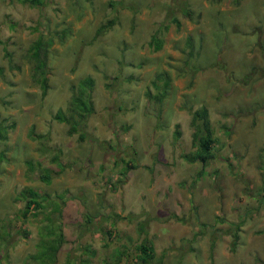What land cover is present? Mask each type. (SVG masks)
<instances>
[{"label":"rangeland","instance_id":"1","mask_svg":"<svg viewBox=\"0 0 264 264\" xmlns=\"http://www.w3.org/2000/svg\"><path fill=\"white\" fill-rule=\"evenodd\" d=\"M37 36L52 38L44 94ZM71 88L93 106L81 138L52 117L74 107ZM200 106L214 137L203 165L182 157ZM0 122L13 124L0 128L2 264H35L52 247L45 223L61 226L56 264H142L144 238L147 264H264V0H0ZM29 190L45 201L23 222Z\"/></svg>","mask_w":264,"mask_h":264},{"label":"trees","instance_id":"2","mask_svg":"<svg viewBox=\"0 0 264 264\" xmlns=\"http://www.w3.org/2000/svg\"><path fill=\"white\" fill-rule=\"evenodd\" d=\"M20 2L28 3L29 5L34 6V5H40L43 2V0H20ZM171 21L174 22L176 26H178L179 22L176 19H173ZM106 22H107L106 24H111L112 20L108 19ZM100 27L101 28L104 27V24ZM99 32L100 31H96V34H98ZM41 42L45 43L44 51H41L40 49ZM51 42H52L51 37L50 38L47 37L46 39H44L41 36V39L40 38L38 39L37 36L36 39L29 46V57L32 60V64H33L32 65L33 79L34 78L36 79L38 86L40 87V90H42L41 94H44V91L46 90L47 87V76H46L47 63L45 61V56H46L47 48L49 47ZM149 44L153 45V48L155 50L159 49V47L161 46L160 42L156 43L153 37H151V41L149 42ZM4 56L6 58H9V53L4 52ZM91 84L92 83L89 84L87 83L88 86L86 87L88 88L87 92L91 90ZM71 91L73 94L71 99L74 100L75 102L74 107L70 105L69 110L67 109L68 112L67 116L66 117L64 116L62 119L59 116L61 115V113L58 115V113H56L57 111L54 112L52 117L55 120L59 119V121L61 120L62 122L68 125L67 128L68 134L71 135L75 132H78L79 138H81V135L79 134L80 132L79 130L84 126L88 114H90L93 110V106L91 104V101H89V105L87 108L85 104H83V102L80 101L81 97L76 95L77 92L75 93V91H73V88H71ZM69 104H72V101ZM67 108H68V104H67ZM190 125L194 130L191 133V141H190L191 145L194 148L193 151L189 152L188 154H182V157L185 158V160H188L189 162L198 161L203 165L207 162V160L213 157L212 147L214 143V137L212 134L213 132L208 118V112L204 106H200L199 108L193 109L190 112ZM12 126H13L12 123L8 124L7 126L6 125L3 126L1 124L0 128L1 129L6 128L7 130V127H12ZM175 126L177 127V124ZM173 136L175 138L179 136V131L177 130V128L173 131ZM1 137L5 138V136H1ZM52 160L53 161L56 160L55 157L52 156ZM125 165L127 167L132 166L131 164H125ZM40 178L42 181L48 182L51 177L49 173L48 174L44 173L40 175ZM43 195L45 196L46 194H38L37 192L31 190L26 191L24 193L22 208L18 209V211L20 210V216L23 219V222L26 220L27 218L26 215L28 213L34 215L38 214V212L36 211H40V207H42L41 201H45ZM173 217L178 220L176 216ZM84 219L85 222H91V216L88 215L87 213H84ZM9 222H10L9 220L6 221L7 226L9 225ZM23 222L21 221V224ZM60 227L61 226L59 223L58 224L45 223L43 226L39 228L38 239L42 242V244L44 243L45 245H52V247L45 248L44 253L39 255V259L35 260V258H31L32 256L29 255L30 258L27 257L28 262H34L35 264H56V253L58 247L63 242V235ZM237 228H239V226ZM20 229L21 231L18 230L15 231L16 236L22 235L26 237L28 235V232L24 228L20 227ZM105 233L106 236L108 237L112 235L109 229H107ZM6 236L7 237L4 245L8 244L7 238L10 237V234H6ZM231 236H232L231 244L234 246L238 237L236 231L232 232ZM4 240L5 239H3L2 242ZM135 248L138 251V254L136 256L142 264H147L149 260L153 257V248L147 239L145 238L142 239L138 244H136ZM82 253L86 255L89 254L92 255L93 250L85 246V248L82 249ZM67 255L68 256H66L62 264H88V259L86 257L80 258V256L79 257L77 256L76 258H73L69 254ZM120 256L121 254L117 256L118 259L116 260L115 264L119 263ZM2 259H0V264H2L1 262Z\"/></svg>","mask_w":264,"mask_h":264}]
</instances>
